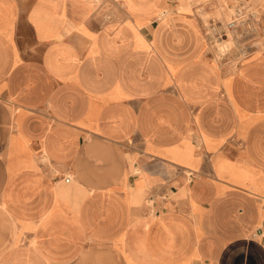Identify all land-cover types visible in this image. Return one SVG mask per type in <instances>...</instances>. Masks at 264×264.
<instances>
[{"label": "crops", "instance_id": "1", "mask_svg": "<svg viewBox=\"0 0 264 264\" xmlns=\"http://www.w3.org/2000/svg\"><path fill=\"white\" fill-rule=\"evenodd\" d=\"M194 2L0 0V264H264V0Z\"/></svg>", "mask_w": 264, "mask_h": 264}, {"label": "rangeland", "instance_id": "2", "mask_svg": "<svg viewBox=\"0 0 264 264\" xmlns=\"http://www.w3.org/2000/svg\"><path fill=\"white\" fill-rule=\"evenodd\" d=\"M193 1H195L194 12L196 18H200L204 22V29H205L204 31L206 33L207 48L210 50L211 54L214 55L216 54L219 55V53L222 54L220 51L221 50L219 45L220 43L217 41L218 39L216 37V30L218 31L223 30V28L221 27V21L218 18H216V16H212L209 19L205 20L203 15L204 12L215 13L217 6L219 5L213 3V1L215 0H198V1L193 0ZM227 1L229 8L232 9L231 14L233 19L238 17L243 21V23L238 28H236L237 30L235 29L236 31L233 34V36H235L237 46L233 50H230L229 55L227 56V58H225L226 61L225 63H229V62L234 63L237 60H242L244 57L247 58L249 56L251 50H249L246 56H243L241 53V49L247 48L248 46L252 45V42L250 41L251 39H253L252 29H254V27L251 25L252 24V21L250 19L251 10L245 3V1L248 0H227ZM234 1H236L235 4ZM228 38L229 36L223 37V39L229 40ZM232 46L234 47V45Z\"/></svg>", "mask_w": 264, "mask_h": 264}, {"label": "bare ground", "instance_id": "3", "mask_svg": "<svg viewBox=\"0 0 264 264\" xmlns=\"http://www.w3.org/2000/svg\"><path fill=\"white\" fill-rule=\"evenodd\" d=\"M235 19V18H234ZM234 19H232L231 21H229L228 23H226L225 25H221V27L226 31V36H229V40L227 39H218L217 41L220 43V51L222 53V55H226L229 53L230 50H232V45L234 44V38L232 37V31L231 29H229L228 25L235 21ZM238 20V19H237ZM216 30V29H215ZM217 32H219L218 30H216ZM218 44V43H217ZM226 44V45H224ZM246 53V52H245Z\"/></svg>", "mask_w": 264, "mask_h": 264}, {"label": "built area", "instance_id": "4", "mask_svg": "<svg viewBox=\"0 0 264 264\" xmlns=\"http://www.w3.org/2000/svg\"><path fill=\"white\" fill-rule=\"evenodd\" d=\"M238 19V20H237ZM235 21H233V22H231L229 25H228V27H229V29H231V30H234V29H236V28H238L242 23H243V21L240 19V18H235L234 19ZM215 30V29H214ZM254 30L255 29H252V31L254 32ZM224 36H226V31L223 29V30H221V31H219V32H217L216 31V37H217V39H223V37ZM249 50H251V47L250 46H248L247 48H244V49H241V53H242V55H243V52H249ZM247 53L245 54V55H243V56H246L247 55ZM65 182H70V178L68 177V178H66L65 179Z\"/></svg>", "mask_w": 264, "mask_h": 264}]
</instances>
